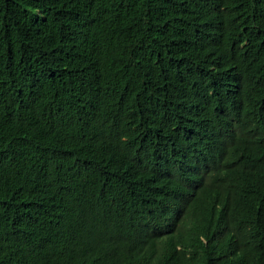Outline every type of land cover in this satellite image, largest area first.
Segmentation results:
<instances>
[{
  "label": "trees",
  "instance_id": "trees-1",
  "mask_svg": "<svg viewBox=\"0 0 264 264\" xmlns=\"http://www.w3.org/2000/svg\"><path fill=\"white\" fill-rule=\"evenodd\" d=\"M0 264H264V0H0Z\"/></svg>",
  "mask_w": 264,
  "mask_h": 264
}]
</instances>
